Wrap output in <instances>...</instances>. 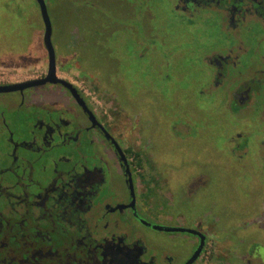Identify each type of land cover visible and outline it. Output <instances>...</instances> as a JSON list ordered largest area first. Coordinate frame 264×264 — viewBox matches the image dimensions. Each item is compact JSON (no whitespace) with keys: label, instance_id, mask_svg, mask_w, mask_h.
<instances>
[{"label":"flooded vegetation","instance_id":"1","mask_svg":"<svg viewBox=\"0 0 264 264\" xmlns=\"http://www.w3.org/2000/svg\"><path fill=\"white\" fill-rule=\"evenodd\" d=\"M19 1L0 0L1 24L21 25ZM44 1L47 13L65 6L58 51L51 23L54 79L44 46L25 67L0 62L24 75L0 90L30 83L0 91V264H264V0H116L145 39L131 30V71L143 57L162 66L169 99L190 107L178 116L164 100L155 115L150 87L146 106L127 112L103 79L87 80L82 64L101 59L104 32H92L80 0ZM163 25L194 37L165 41ZM200 110L224 118L222 142L205 145L211 160L187 145L203 134ZM217 150L227 154L221 166Z\"/></svg>","mask_w":264,"mask_h":264},{"label":"rangeland","instance_id":"2","mask_svg":"<svg viewBox=\"0 0 264 264\" xmlns=\"http://www.w3.org/2000/svg\"><path fill=\"white\" fill-rule=\"evenodd\" d=\"M19 2L23 10L21 25L17 24V22L13 20L12 16L8 17L9 20H7L6 24L0 23V30L2 31H0V34H4L3 38L0 37V50L2 51V49H4L5 51H11L7 55V58L0 62H3L4 65H14L15 68L16 66L25 67L29 64V61H34V59L37 58L39 59L44 53L41 42L42 25L39 13L35 8V4L33 0H20ZM79 3L82 7L86 5L87 10L91 12V17L89 19L92 21L90 24V29L94 30L92 32L94 34L95 32H104V36L101 38L102 57L101 59L91 61L90 63L88 61L83 62L82 65L84 66H82V68H84L83 70H86L84 77L92 83H94L96 79H103V82H105L103 90L108 94L115 96L116 102L121 108L125 107L127 112L136 110L140 111L144 106H146L145 99H141V97L145 96L143 95V92L150 91L148 88L150 87L154 90L155 101L152 105V109L155 112V115L158 111L162 110V107L165 105L168 107L167 108L165 106L166 109L171 112L177 110V112L175 111L176 116L181 114L184 115L183 112H181L182 109L188 113L190 107H186V109H179L178 107H175V103L182 105V98L169 99L172 96L168 95L166 93L167 90L164 89L165 82L163 76L165 74V69L162 68V66L159 65L151 70L149 69V64L145 61L146 58L143 57L138 60L140 65V69H138V71L140 72L138 74H134L131 71V62L128 61V63L125 56L129 55L127 47H130L129 39H133V36L131 35L132 29L135 31V37L139 39L140 43L145 41L138 27L140 21H137L135 18L132 19L131 16H127L130 15V13L126 12V9H123V7L120 8V4L118 5L116 0H80ZM135 3L136 12L138 11L140 13L141 11H144L145 4H141V2H139V5H137V2ZM75 8L80 10L78 7ZM0 10H4L3 7L0 6ZM48 14L54 30L53 41L55 44L58 41L61 43V41L65 38V30L63 26L64 22L62 23L63 18L65 17V6L56 5L53 8L49 7ZM0 16H3V14L0 13ZM79 19H74V22L79 23L81 21ZM0 20H3V18L0 17ZM151 22L149 21V24H151ZM115 25H118L119 29L115 31L111 30L115 28ZM125 26L128 27L130 30L129 32L125 29ZM100 27L104 31H100ZM162 27L163 28L157 31L159 33H157L158 38L164 39L165 41L178 38L180 30L174 27L169 28L164 25ZM192 37H194V35L191 36L190 32L186 31L185 34L178 39ZM121 39H123V42ZM59 45L60 44L58 43L56 44L57 51L58 48H60ZM131 59L133 62V58ZM157 71L159 72L157 73ZM23 76L24 75L20 70L0 69V81L3 82L21 79ZM120 77L122 79H120ZM143 87L146 90L142 89ZM163 100L166 102L165 105H163ZM127 102L130 106L126 105ZM195 117V122L198 128L201 129L202 126L201 133L203 130V134L201 139L198 141L197 146L191 140L187 143V145L190 146V150L200 152L203 160H211L209 157L211 154L205 148V145L215 150V147L222 142L219 137L222 130L219 131L220 127L218 126L219 122L217 121L224 118L219 116L213 110H200L197 112ZM170 143H172V141H170ZM170 143V164L172 166H179L181 165L179 156H174V153L177 152L176 150L178 148L174 147ZM217 152L220 157L218 163L219 166H221L223 164L222 161H226L225 157L227 158V154L221 150H217ZM207 164L212 166L209 163ZM207 164H202V166ZM220 177V185L218 187L216 186L214 191V199L217 198V200L218 198L220 200L224 192V188L221 187L224 180L222 179V176ZM208 197L212 198L213 196L210 194ZM220 202L224 201L218 202L221 205ZM205 209L211 211L212 214L219 213L216 207L213 209L207 207Z\"/></svg>","mask_w":264,"mask_h":264},{"label":"water","instance_id":"3","mask_svg":"<svg viewBox=\"0 0 264 264\" xmlns=\"http://www.w3.org/2000/svg\"><path fill=\"white\" fill-rule=\"evenodd\" d=\"M36 3L38 4L39 10H40V15L41 19L43 22L44 26V32H43V46L44 49L47 53V60H48V75L46 80L54 79L55 71H56V61H55V52H54V47L52 45L51 41V34H52V27H51V22L47 13L46 9V4L44 0H35ZM30 83L26 84H18L15 86H8L6 88L1 89L0 91H11L15 90L16 88H19L21 86H26ZM175 231V230H173ZM179 231V230H177Z\"/></svg>","mask_w":264,"mask_h":264}]
</instances>
